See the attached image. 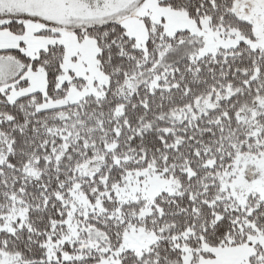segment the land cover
<instances>
[{
	"label": "snow or ice",
	"instance_id": "snow-or-ice-1",
	"mask_svg": "<svg viewBox=\"0 0 264 264\" xmlns=\"http://www.w3.org/2000/svg\"><path fill=\"white\" fill-rule=\"evenodd\" d=\"M0 264H264V0H0Z\"/></svg>",
	"mask_w": 264,
	"mask_h": 264
}]
</instances>
